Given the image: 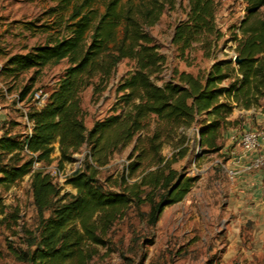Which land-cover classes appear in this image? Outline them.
I'll return each instance as SVG.
<instances>
[{
  "label": "trees",
  "instance_id": "16d2710c",
  "mask_svg": "<svg viewBox=\"0 0 264 264\" xmlns=\"http://www.w3.org/2000/svg\"><path fill=\"white\" fill-rule=\"evenodd\" d=\"M241 1L244 13L231 37L233 63L215 52L224 36L215 19L219 1L187 0L170 44L182 60L198 44L212 63L196 75L174 69L160 84L153 77L161 73L165 56L148 30L177 0H56L44 13L48 21L33 25L46 34L44 41L22 53L4 54L0 71L12 83L32 73L19 90V102L27 95L31 99L43 68L66 63L45 104L39 109L31 104L26 112L30 134H0V189L28 176L38 218L34 231L25 230V249L11 248L16 261L88 264L129 211L153 228L163 209L181 201L196 181L184 169L172 168L189 152L187 131L197 137L200 153L216 152L237 133L233 109L264 112V0ZM122 60L131 61L133 68L117 82L118 106L87 129L81 93L88 87L91 95L103 92ZM129 145L126 174L112 184L110 176L101 181L100 169ZM164 146L171 148L169 157L161 153ZM82 148L83 163L65 177L74 193L62 192L42 167L32 168L34 160L49 165L55 149L62 168ZM6 209L0 195V223L7 216L16 220V210L9 214ZM130 246L137 256L140 239L132 237ZM139 255L140 264L145 255Z\"/></svg>",
  "mask_w": 264,
  "mask_h": 264
},
{
  "label": "rangeland",
  "instance_id": "374dc122",
  "mask_svg": "<svg viewBox=\"0 0 264 264\" xmlns=\"http://www.w3.org/2000/svg\"><path fill=\"white\" fill-rule=\"evenodd\" d=\"M218 1L215 19L224 36L217 42L215 52L219 59H228L234 46L232 33L243 16L244 4L241 0ZM55 2L56 0H0V65L3 64L4 54L22 53L25 49L44 41L46 34L35 30L33 25L48 21L44 13ZM186 10L187 0H177L175 7L165 10L158 23L148 30L158 51L165 56L161 73L153 77L156 84L168 80L174 69L196 75L198 72L205 73L210 68L212 61L202 55L198 44L191 48L185 60L177 56L174 47L170 44L173 26L184 17ZM65 66V61H61L56 66L43 68L30 91H48ZM132 68L131 61L122 60L117 64L103 92L91 95V87H88L81 93L83 122L87 129L94 121L111 114L115 105L118 106L117 82ZM31 74L28 72L20 76L14 84L0 71V110H4L1 117L6 118L1 124V129L6 128L16 134L27 131L24 115L30 110L32 101L27 95L26 99L19 102L17 96L22 86L27 84ZM225 83L226 81L223 85ZM258 109H250L249 112L233 109L230 117L238 121L235 126L238 136L244 130L259 127L262 119ZM236 134L225 140L221 150L200 153L194 142L197 137L193 138L192 131L188 130L187 136L192 138L189 141V152L186 157L172 164V168L184 169L187 175L196 176V181L189 192L181 201L166 206L153 228L146 227L135 212L129 211L113 225L111 232L106 236V247H97L98 253L88 264H139V254L145 255L140 264H207L208 261L214 260L217 262L228 240L226 230L237 226L245 227L247 232L252 228L257 229L255 239L245 231L241 236L246 242H251L250 248L253 246L256 250L255 254L249 253L252 255L251 262L264 264V166L260 169L243 171L248 162L242 165V171L238 172L242 176L251 177L257 171H261L263 176L258 188L263 202H259L257 206L252 205L257 210L256 214L240 215V212H236L237 208V210L241 209L242 213H253L247 204L250 198L238 197L240 189L243 188L238 186L240 184L236 179L238 174L230 178L224 169L225 163L238 152ZM129 150L130 145L113 154L109 163L100 169L98 175L101 181L110 176L108 183L112 184L120 174H126L125 166ZM161 153L169 157L171 148L164 146ZM84 154L85 150L82 148L72 155V161L58 168L56 164L58 153L55 149L52 154L53 161L46 166L38 163L36 168L42 167L45 172L57 169L69 175L78 164L81 166ZM50 176L62 188V192L74 193L72 187L65 183L63 175ZM0 195L7 207V213H14L16 210V220L7 216L0 223V264H24L16 261L10 250L25 249V230L34 231L38 223L36 210L32 205L29 177L25 176L8 190L0 189ZM236 199L240 205L235 201ZM146 209L147 207H142L143 211ZM47 216L48 212H45L44 217ZM134 236L140 239L139 256L134 255L132 250L134 247L131 249L130 246ZM247 260L249 259L245 261Z\"/></svg>",
  "mask_w": 264,
  "mask_h": 264
},
{
  "label": "crops",
  "instance_id": "0c3cea01",
  "mask_svg": "<svg viewBox=\"0 0 264 264\" xmlns=\"http://www.w3.org/2000/svg\"><path fill=\"white\" fill-rule=\"evenodd\" d=\"M1 68V65H0ZM5 95V94H4ZM246 112H249L250 110H244ZM2 112H4V110H0V134L8 129H1V124L4 121V119L6 120L5 116H2ZM261 116V114H260ZM262 119V116H261ZM25 124L27 126V131H21L20 134H28L29 131V125L27 124V122L25 121ZM10 134H16L13 133L12 131L8 130ZM24 135V136H25ZM231 138L228 137V140ZM238 146V145H237ZM237 153L236 155H233L231 157V159L225 163L224 165V169H235L238 170L239 173L242 171V165H244L245 163H248L249 160L253 159L255 157V153H249V154H244L239 147H237ZM232 154H234V152H231ZM263 176L261 171H257V173H255L254 175H252L251 177H245L244 175H240L238 174L236 176V179H238V181L240 182V184H238V186H242L243 188L240 189V193L238 194V197L243 198V197H248L249 201L247 202V204L251 207V210H253V213H249V212H243L240 210L236 209V212H240L239 214L241 215H246V214H250V215H255L257 210L254 209V207H252L253 204H255L257 206V204L260 202L262 203L263 200L260 197V193H259V184L260 181L262 180ZM242 200V199H240ZM247 200V199H246ZM238 203V199L235 200ZM239 204V203H238ZM240 205V204H239ZM256 228H252L250 229L248 232L246 230V228H241L240 226L237 227H230L226 230V234L228 235V240L227 243L225 244V249L224 251L221 253V258L216 262V260L214 261H208L207 264H256V262H251L252 260V255L251 254H255V248L251 247L250 248V243L246 242L243 237L241 236V234H243V231H245V233H247L249 236L252 235L254 238V235L257 233ZM255 239V238H254ZM253 243V241H252ZM255 243V242H254ZM256 244V243H255ZM251 253V254H249ZM246 259H249L247 261H245Z\"/></svg>",
  "mask_w": 264,
  "mask_h": 264
},
{
  "label": "built area",
  "instance_id": "2783aa9c",
  "mask_svg": "<svg viewBox=\"0 0 264 264\" xmlns=\"http://www.w3.org/2000/svg\"><path fill=\"white\" fill-rule=\"evenodd\" d=\"M228 59H230V61L235 63L236 58H235V53L233 51L232 53L229 54ZM47 94L48 91H41V90L32 91V95H31L32 105H34V107L37 109L41 108L46 102ZM259 112L262 116V120L259 127L244 130L240 133V135L237 138V145L244 154L247 155L249 153H255V157L249 161V163L243 168V171L260 169L262 168V166H264V112H261V110H259ZM24 120L29 125V131L27 134L29 135L31 132V122L27 119L26 114L24 115ZM30 155L34 157L33 154ZM37 166H38V162L34 160L32 164V168H36ZM79 167L80 166L78 164L75 169ZM47 172L50 175L55 174V175H59L60 177L61 175H63L64 178L67 176L66 173H64L63 171H59L57 169L56 170L50 169ZM226 172L230 178H233L235 175L238 174L239 171L234 169H227Z\"/></svg>",
  "mask_w": 264,
  "mask_h": 264
}]
</instances>
